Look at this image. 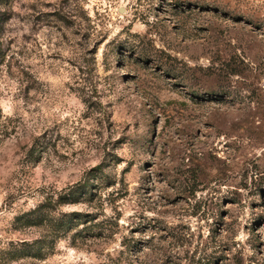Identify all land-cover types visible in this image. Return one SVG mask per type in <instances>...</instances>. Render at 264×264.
Segmentation results:
<instances>
[{"label":"rangeland","instance_id":"374dc122","mask_svg":"<svg viewBox=\"0 0 264 264\" xmlns=\"http://www.w3.org/2000/svg\"><path fill=\"white\" fill-rule=\"evenodd\" d=\"M0 51V264H264V0H7Z\"/></svg>","mask_w":264,"mask_h":264},{"label":"trees","instance_id":"16d2710c","mask_svg":"<svg viewBox=\"0 0 264 264\" xmlns=\"http://www.w3.org/2000/svg\"><path fill=\"white\" fill-rule=\"evenodd\" d=\"M6 5L7 0H0ZM3 54L0 51V64ZM97 169V168H96ZM94 178H99L98 174H93ZM91 185L87 182H74L59 190L45 195L35 206L14 216V221H18L21 227H34L39 230V236L34 238L27 250L18 251L16 248H8L4 251L8 259L15 258L19 253L35 259H42L52 250L55 243L67 234L78 235L86 225H94L93 217L90 214L80 211H60V206L76 204L90 199ZM80 226V227H79ZM79 227V228H78ZM24 249V248H22Z\"/></svg>","mask_w":264,"mask_h":264}]
</instances>
